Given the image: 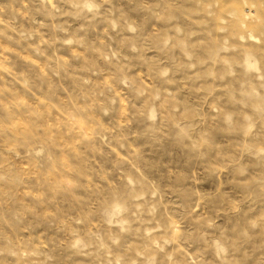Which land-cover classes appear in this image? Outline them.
<instances>
[{"label":"clouds","instance_id":"clouds-1","mask_svg":"<svg viewBox=\"0 0 264 264\" xmlns=\"http://www.w3.org/2000/svg\"><path fill=\"white\" fill-rule=\"evenodd\" d=\"M0 264H264V0H0Z\"/></svg>","mask_w":264,"mask_h":264}]
</instances>
